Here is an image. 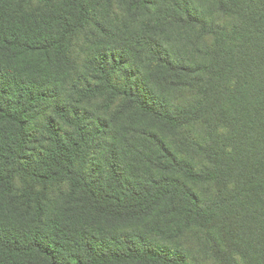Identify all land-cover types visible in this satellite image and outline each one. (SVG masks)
<instances>
[{
	"label": "trees",
	"instance_id": "16d2710c",
	"mask_svg": "<svg viewBox=\"0 0 264 264\" xmlns=\"http://www.w3.org/2000/svg\"><path fill=\"white\" fill-rule=\"evenodd\" d=\"M216 9L239 18L232 35L195 0H0V264H190L153 238L173 215L220 222L242 264H264V0ZM199 28L228 40L193 65L170 42ZM187 90L202 99L175 104ZM214 106L225 130L206 123L199 166L181 133ZM197 183L235 189L204 204Z\"/></svg>",
	"mask_w": 264,
	"mask_h": 264
},
{
	"label": "rangeland",
	"instance_id": "374dc122",
	"mask_svg": "<svg viewBox=\"0 0 264 264\" xmlns=\"http://www.w3.org/2000/svg\"><path fill=\"white\" fill-rule=\"evenodd\" d=\"M201 12L207 14L208 23L210 26L217 27L218 31L232 35V31L240 24L237 16L229 13L219 12L216 9V3L220 0H195ZM182 41H171L173 53L178 58H185L190 64L204 65L209 60L210 50L214 49L216 44L219 45L220 41L228 40L224 36L203 33L202 29L191 30L182 36ZM229 41H235L233 39ZM170 47L168 42H165ZM79 45V46H78ZM84 41L76 44L75 52L77 56V66L83 72L84 58L86 56ZM171 48V47H170ZM84 74V73H83ZM260 80L253 81L249 87H262ZM232 98V97H231ZM202 96L199 91L187 90L181 94L175 95L174 103L182 105L181 107H194ZM232 103V102H231ZM227 112L233 111L234 106H224ZM92 108L97 111H102L101 101L95 100L92 103ZM215 108L211 107L210 110H203L200 116H189L185 121H194L189 128L188 132L181 133L182 141L189 140L191 143L187 146L189 148L188 158L199 166L205 165L206 160L201 154L200 147L208 142L210 135L206 133V123H210L215 127L218 126L220 131H224L223 124L219 120L220 106ZM222 110V108L220 109ZM199 120V121H198ZM217 133L211 138H217ZM193 144V145H192ZM198 150H197V149ZM192 183H190L191 185ZM28 183L23 178L17 179V187L25 188ZM193 190L198 194L203 203L207 200L214 202L215 199L225 197L233 193L235 186L233 184L227 186L212 185L207 183H197L192 185ZM36 190V189H35ZM40 190H36L39 193ZM70 192L67 184L56 185L47 191L49 202H53L56 206L57 203H63L66 195ZM245 213L240 216L233 211L228 215L225 220L227 227L231 228L237 226L236 223L239 218L243 217ZM153 221V220H152ZM166 227L156 229V236L153 237L167 247H178L188 254L190 264H224V259L228 257V262L235 261L234 264H242L241 256L238 255L240 247L238 244L231 245V238L229 234L224 231V227L220 222H212L211 224H203L196 222H185L176 216H170ZM146 226H140L138 229L145 230ZM238 228V227H237ZM223 230V231H222ZM153 230L150 228L149 232ZM236 241V240H235ZM235 251V252H234Z\"/></svg>",
	"mask_w": 264,
	"mask_h": 264
}]
</instances>
